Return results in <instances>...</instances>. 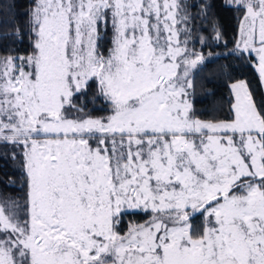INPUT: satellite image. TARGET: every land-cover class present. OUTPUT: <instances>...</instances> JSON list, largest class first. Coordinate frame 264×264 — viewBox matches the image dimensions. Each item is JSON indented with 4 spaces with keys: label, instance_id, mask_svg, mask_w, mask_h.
<instances>
[{
    "label": "snow or ice",
    "instance_id": "1",
    "mask_svg": "<svg viewBox=\"0 0 264 264\" xmlns=\"http://www.w3.org/2000/svg\"><path fill=\"white\" fill-rule=\"evenodd\" d=\"M229 2L260 89L208 118L184 0H0V264H264V0Z\"/></svg>",
    "mask_w": 264,
    "mask_h": 264
},
{
    "label": "trees",
    "instance_id": "2",
    "mask_svg": "<svg viewBox=\"0 0 264 264\" xmlns=\"http://www.w3.org/2000/svg\"><path fill=\"white\" fill-rule=\"evenodd\" d=\"M184 2L188 5L189 13L196 17L195 24L191 26L192 33L197 30V33L202 35L205 40L202 50L206 56L211 55L214 60L209 65V72H202L196 76L191 99L195 109L208 118L220 116L227 111L229 102L233 100L230 91L231 82L243 79L251 82L257 90L260 89L258 74L254 67L246 65L243 59L227 55L235 46L240 13L229 0H184ZM16 3V11L19 13L18 23L23 27L26 24L23 13L27 10L29 0H16ZM205 4L208 5L207 8L203 7ZM217 32L221 34V40L215 39ZM28 43L27 36L24 37L22 44L12 45L11 41H0V44L16 47L21 51L27 48ZM5 151L0 148V190L19 198L24 194L23 173L18 161L11 159L10 155L4 156ZM13 182L14 187H4ZM137 219L141 218L137 217ZM192 223L194 227L200 226L201 218L196 217Z\"/></svg>",
    "mask_w": 264,
    "mask_h": 264
},
{
    "label": "rangeland",
    "instance_id": "3",
    "mask_svg": "<svg viewBox=\"0 0 264 264\" xmlns=\"http://www.w3.org/2000/svg\"><path fill=\"white\" fill-rule=\"evenodd\" d=\"M191 24H190V28H191ZM183 39V36L181 37ZM205 43V40L203 39L201 34L197 33V30L195 33H192L191 31V35L188 38V44L190 48H195L196 51H201L203 49V45Z\"/></svg>",
    "mask_w": 264,
    "mask_h": 264
},
{
    "label": "crops",
    "instance_id": "4",
    "mask_svg": "<svg viewBox=\"0 0 264 264\" xmlns=\"http://www.w3.org/2000/svg\"><path fill=\"white\" fill-rule=\"evenodd\" d=\"M238 26H239V22H238ZM240 80H243V79H240ZM231 83H232V82H231ZM231 83H230V84H231ZM231 94H232V93H231ZM232 97H233V95H232ZM233 99H234V97H233Z\"/></svg>",
    "mask_w": 264,
    "mask_h": 264
}]
</instances>
